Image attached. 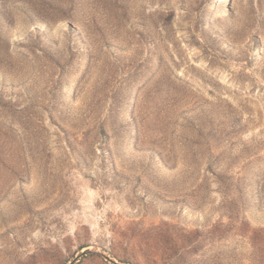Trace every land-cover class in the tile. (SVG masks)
<instances>
[{
	"label": "rangeland",
	"instance_id": "rangeland-1",
	"mask_svg": "<svg viewBox=\"0 0 264 264\" xmlns=\"http://www.w3.org/2000/svg\"><path fill=\"white\" fill-rule=\"evenodd\" d=\"M87 246L264 264V0H0V264Z\"/></svg>",
	"mask_w": 264,
	"mask_h": 264
},
{
	"label": "water",
	"instance_id": "water-1",
	"mask_svg": "<svg viewBox=\"0 0 264 264\" xmlns=\"http://www.w3.org/2000/svg\"><path fill=\"white\" fill-rule=\"evenodd\" d=\"M89 254H94L102 259H104L108 264H129V263H124L117 261L116 259L111 258L104 250L95 248V247H84L80 250L78 254H76L71 260L68 261L67 264H74L77 262L80 258L89 255Z\"/></svg>",
	"mask_w": 264,
	"mask_h": 264
},
{
	"label": "bare ground",
	"instance_id": "bare-ground-1",
	"mask_svg": "<svg viewBox=\"0 0 264 264\" xmlns=\"http://www.w3.org/2000/svg\"><path fill=\"white\" fill-rule=\"evenodd\" d=\"M233 196V195H232ZM222 199V198H221ZM235 199V198H234ZM230 202V201H229ZM233 202V201H232ZM222 204V203H221ZM226 204H228V202L227 201H225L224 200V205L223 206H216L217 207V212L215 213V216H214V218H211V214L210 213H202L203 214V217H202V219L201 220H199V219H195V222H193V223H197V224H201V225H203L204 227L205 226H207V225H211L212 224V219H214V222H217L219 219H220V217L224 214V213H226L227 211V209L225 210V207H226ZM215 207V206H214ZM209 208V207H208ZM206 211V210H205ZM213 217V216H212ZM193 218V217H192ZM191 218V220L192 221H194L193 219ZM197 218V217H196ZM219 222V221H218ZM196 225V224H195ZM201 227V226H200ZM203 227V228H204ZM211 227V226H210ZM202 228V227H201ZM209 228V227H208ZM205 229V228H204Z\"/></svg>",
	"mask_w": 264,
	"mask_h": 264
}]
</instances>
